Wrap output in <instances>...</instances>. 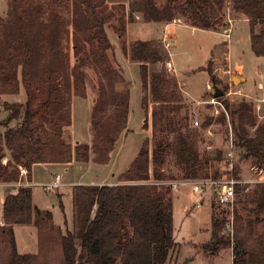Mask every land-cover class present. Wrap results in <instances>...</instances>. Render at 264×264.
<instances>
[{"label":"trees","instance_id":"16d2710c","mask_svg":"<svg viewBox=\"0 0 264 264\" xmlns=\"http://www.w3.org/2000/svg\"><path fill=\"white\" fill-rule=\"evenodd\" d=\"M17 1L11 6L16 14L14 18L0 14V96L18 88L21 72L26 84L32 74L41 81L38 85L40 102L35 107L34 98L29 95L25 104L4 101L0 105L7 112L0 120V125L5 127V130L0 128V183L12 184L7 189L3 214V228L11 240L9 264H29L35 255L19 253L14 226L36 224L42 213L50 218L52 213L36 205L33 186L15 185L19 181V166L29 169L31 180L36 164L86 163L94 149L103 152L105 157L101 160L106 162L128 125L130 83L106 57L92 111L93 143L72 144L64 136L65 127L72 124V104L57 83L58 72L66 67L61 49V22L54 18L50 23H35L28 12L19 13ZM230 1L233 13L244 14L249 19L254 54L264 56V0ZM105 2H116L131 20H135L136 14L146 22H171L180 16L189 24L206 30H218L220 17L226 15L228 9L227 0H74L73 20L78 29L74 33L75 61L83 45L79 30L91 21L90 15L94 16L91 36L100 44L102 55L105 57L106 51L112 48L104 28L105 20L98 15ZM119 21L121 36L126 27L122 19ZM125 54L139 64L146 115L150 113L146 94L152 95L153 136L145 139L129 169L119 176V183L74 188L75 229L67 230L61 240L65 264H166L178 247L174 237L173 203L168 197L171 186L149 182L173 179L161 169L170 152L185 180L217 179L222 175L221 170L213 168V162L221 159V153L201 156L199 151L213 118H207L201 130L191 128L188 116L181 114L187 101L177 78L165 67L150 71L151 65L163 63L167 58L161 41L136 40L125 48ZM205 69L213 86H218L212 63ZM77 77L81 78L79 73ZM119 82L124 90L114 88ZM224 88L227 93L229 87ZM224 105L230 113L234 145L243 149L245 157L264 166V123L257 121L253 100L243 97L237 103L226 100ZM224 120L226 116L222 113L219 121L225 124ZM13 121L18 123L10 125ZM151 141L154 145L150 147ZM7 150L10 159L4 164ZM226 173L231 174L228 170ZM247 187L236 185L232 240L221 235L226 217L221 220L213 215L214 230L206 247L215 253L218 244L230 246L233 243V264H264V237L256 236L257 226L264 224V182L257 183L251 190ZM237 204L242 205V211Z\"/></svg>","mask_w":264,"mask_h":264},{"label":"rangeland","instance_id":"374dc122","mask_svg":"<svg viewBox=\"0 0 264 264\" xmlns=\"http://www.w3.org/2000/svg\"><path fill=\"white\" fill-rule=\"evenodd\" d=\"M13 2L14 0H0V14L4 18H14L16 15L11 8ZM73 2L74 0H18L16 4L20 10L19 13L24 15L25 12H28L35 23H50L54 18L61 22V49L66 67L64 71L58 72L57 83L66 92L72 104V124L66 126L64 130L65 138L72 144L77 142L93 143L92 111L98 97L100 77L102 68L106 64L104 62L106 57V61L121 70L126 80L130 83L128 125L118 138L115 148L109 153L107 161L102 163L101 159L105 157L103 152L94 149L91 150V162L74 161L61 166L63 173V170L68 167L67 165H74L72 170L67 172L66 175L68 177L66 175L65 177L69 178V180L77 181L74 184L76 187L77 185H85L83 184L85 181H117L119 176L129 169L134 159L138 156L145 139L153 136L151 110L154 101L151 93L148 92L146 94L148 98L147 107L150 113L146 115L142 102L145 92L143 90L140 67L138 62L133 61L125 54V48H129L136 40H151L154 38V40H160L163 35L162 24L146 22L142 18L136 19V17L135 20H131L127 13L120 10L116 2H105L99 8L98 15L105 20L104 28L112 43V48L106 51L105 57L102 55L100 44L91 36L94 31L92 28L94 16L90 15L91 21H87L88 24L82 25L79 30V34L83 36V45L79 59L75 61L74 33L78 32V29L75 27L73 20ZM230 18H234L232 20L235 27L231 39L210 32L198 31L196 34H191L190 29L182 33L180 35L182 36L181 45L186 47L189 53H180L179 56H175V62L177 63L175 65L176 72L172 71L170 74L177 76L178 80L183 84V88L189 94V97L185 98L187 107L181 111V114L188 116L190 127L201 130L207 118H213L212 123L204 133L205 137L199 144L200 155L211 153L216 156L220 152L221 159L217 158L213 162V168L221 170L222 173L221 177L217 179L225 180L232 174L233 178L239 181L237 184L242 187L248 186L247 188L251 190L257 183L264 182V166L259 165L253 158L245 157L243 149L234 145V142L231 146V139L233 140L234 137V135H231L233 127L230 113L224 105L226 100L230 103H237L243 97H248V95L233 93L228 97L220 98L224 105L223 108L218 103L207 102L213 99V84H211L212 92H208L205 99L197 103V100L202 96L203 90L206 89L207 82H209L208 70L200 67L207 65L214 54L217 57H222L226 51L225 45L231 40H235V36L239 35L240 41L229 49L228 59L230 63L228 66L236 69L231 72L232 75L238 72L237 69L239 67L243 68L246 74V81H237L234 84L230 80L229 67L223 65V67L218 69L220 75H224L223 78L215 74L218 78V86L225 91L224 87L228 86L230 88L229 84L232 81L237 88L242 89L243 93L254 97L249 98L254 102L257 121L264 123V108L260 110L257 106V99L264 96V56L254 54L251 43L248 40L250 25L247 20L241 19L244 18L241 14L233 13L227 9L226 15L224 14L220 17L218 29H222V22L224 21L229 24L228 28H230ZM119 19H122L126 27L125 33L121 36H119V29L121 28ZM259 29L260 27L257 28L258 31ZM225 30L223 29L226 33ZM189 54H191V57ZM168 59L170 58L167 56L166 60ZM166 60L163 63L151 65L150 71L165 67ZM221 62H223V59ZM78 73L81 78L77 77ZM40 82L32 74V78L28 77V84H26L23 81L21 72H19L18 88H12L10 91L2 93L0 105L4 101L25 104L29 95H32L34 105L38 107L40 102L38 85ZM260 83L263 85L262 88L259 86ZM114 88L116 90H124V85L119 82L114 85ZM222 113L226 116L225 124L219 121ZM6 114L7 112L0 108V120ZM17 123L18 121H13L10 125ZM0 128L5 130L4 126L0 125ZM209 129L212 130L213 134L208 133ZM151 142L150 147L154 145L153 141ZM230 152L232 156H230ZM230 161L234 165L233 170L230 169ZM161 169L168 177L172 176L173 179L168 178L164 181H151L149 183L156 182L165 187L171 186L168 197L173 203L174 237L178 243L177 249L172 252L166 264H233L235 260L233 243L230 246L218 244L217 252L215 253L206 247L214 230L212 216L216 215L221 220L226 217L228 221V216L230 215L225 207L217 206L215 190L208 189L204 192H195L192 185L173 187L175 182L185 179H183L182 172L176 165L171 152L167 155L166 162ZM227 170L231 174H227ZM55 178V175L52 177L50 172L38 168L36 169V183H34L35 186L33 187L35 203H39L37 201L39 198L40 204L46 208L44 210H49L52 213V218L48 217L46 213H42L36 222L37 225L32 223L14 226L19 253L35 255V259L29 264H65L61 240L67 230L75 229L73 195L75 187L72 188V193L67 191L68 187L57 188L62 194L56 193V189L50 190L44 187L46 183L53 182ZM64 179V177L60 176V182L64 181ZM29 180V177L23 178V182L27 184L31 183ZM8 188V185L5 187L0 185V264H9L11 254L9 234L1 226L4 214V201ZM237 208L240 211L243 210L240 204H237ZM227 221L221 235H224L225 239L229 237L231 239ZM256 236L264 237V224L257 226Z\"/></svg>","mask_w":264,"mask_h":264},{"label":"crops","instance_id":"0c3cea01","mask_svg":"<svg viewBox=\"0 0 264 264\" xmlns=\"http://www.w3.org/2000/svg\"><path fill=\"white\" fill-rule=\"evenodd\" d=\"M227 2H228V9L230 11L232 3H231L230 0H227ZM241 15L244 16V18H241V19L247 20L249 22V19L244 14H241ZM135 17H136V19H141V15H139V14H136ZM232 19H234V18H232ZM155 23L162 24V35L163 36H161V39L160 40L158 39V40L161 41V43L164 45V48L166 49V52H167V56L173 61L174 65L177 64L175 62V56H179L180 53H189L187 48L181 45L182 44V36H180V35H182V33H184L186 30L190 29L191 30V34H196L198 31L216 33L217 35L226 36V38H228V39H231L233 37V33H234V30H235L233 20H232V24H231V27H230L231 28V32H230L229 36H227V34L223 31V29H225L226 27H229V24H227L226 22H225V24H223L221 30H219V29L218 30H213V29L206 30V29L198 28L196 26H193V25L189 24L185 20V18L180 17V16L175 18L171 22H155ZM235 38H236L235 40H231L229 43H227L225 45L226 51L224 52L222 57H217L216 54H214L212 59L207 63V65L202 66L200 68L207 67L208 64L211 62L212 63V67H214V69H215L214 74H218V76L220 78H223L224 75H220V73L218 72V69L220 67H223V65H226V66L229 65V63H230V61L228 59V57H229V49L235 43L237 44L240 41L239 35L238 36L236 35ZM154 39H151V40H154ZM248 40L251 43V32H250V34L248 36ZM179 43H180V45H179ZM215 49H217V47H215ZM189 56L191 57V54H189ZM226 56H227V58H226ZM222 59H223V62H221ZM229 70H230V74H231V72L233 70H236V69H233L232 67H229ZM237 70H238V72H235L233 75L231 74L230 80H232L234 75H236V73H238L237 75H240V76L244 77L243 81H246V74L243 71V68L239 67V69H237ZM175 72H176V69H175ZM176 78H177V76H176ZM177 80H178V78H177ZM232 81L229 84L230 85L229 89H231L232 92H236L235 94L248 95V97L254 98V97L249 96V94L243 93L242 89L237 88V86L234 85L235 83L233 82L234 83L233 84ZM178 82H179V85H180V88H181V91H182V94H183L184 98H188L189 97V94H187L188 92L183 88V84H181V82L179 80H178ZM211 84L212 83H211L210 76H209V82H207L206 89L203 90L202 96H200V98L197 100V103L203 101L205 99V96H206V94L208 92H212V85ZM259 86H260V88H262L263 87L262 83H260ZM230 95H225V97H228ZM212 97H214V94L212 95ZM257 101H258L257 102L258 108L260 110L261 109L263 110V108H264V96H262L261 98L257 99ZM90 157H91L90 158V162H91L92 161V155ZM4 159L5 160H9L10 159L8 150L6 152V156L4 157ZM63 164L65 165V163H48V164H36V165H34L33 169H32V172H31V177H32L31 179L32 180H29L31 182L30 185L33 186V187L35 186L34 183H36V181H35L36 169L40 168V169H43L44 171L50 172L52 174V177L54 175H55V177L57 175H60L62 178L64 177L65 179H64V181L61 182L62 184H61L60 188L62 186L68 187L67 191H69V193L70 192L72 193V188L75 187L74 184H76L77 181L69 180V178L67 179L66 177H68V176L66 174H67V172L69 170H72V166H74V165L73 164L67 165L68 167H66V170H63V173H62L61 166H64ZM65 175H66V177H65ZM117 183H119V178H118L117 181H113V180H110V181L106 180V181H99V182L85 181V183H83V184H85V185H91V184H94V185L110 184V185H112V184H117ZM0 185H3L5 187L6 185L9 186V185H12V184L0 183ZM59 189H56L55 192L62 194ZM34 200H35V191H34ZM37 201L39 202V203L36 202L37 206L41 210L46 209V208H44L42 206V204H40L39 198L37 199ZM3 224H4V221H3V217H2L1 226H3Z\"/></svg>","mask_w":264,"mask_h":264},{"label":"built area","instance_id":"2783aa9c","mask_svg":"<svg viewBox=\"0 0 264 264\" xmlns=\"http://www.w3.org/2000/svg\"><path fill=\"white\" fill-rule=\"evenodd\" d=\"M229 22L232 24V19H229ZM227 36L230 35L231 28H225ZM228 30V31H227ZM230 31V32H229ZM165 67L168 70V72L175 71V65L171 59L167 60L165 63ZM230 72V71H229ZM236 92H232L231 89L225 93V95H230ZM207 102H214L218 103L221 107L224 108L223 103L220 100V97H213L212 101ZM218 112V110H216ZM232 129V128H231ZM209 134H213L212 131L208 130ZM233 136V133L231 134ZM233 140L231 139V146L233 145ZM230 156H232V153L230 152ZM8 160L3 159V163L6 164ZM230 169L233 170V163L230 161ZM29 176V169L26 166H19V181L15 184L17 186L19 185H30L23 182V178H28ZM238 180H235L231 175H229L228 179L225 180H219V179H203V180H179L178 182H175L173 184V187H178L179 185H192L193 190L195 192H204L208 189H214L215 190V202L217 206L225 207L230 213L228 216L227 226L230 230L231 236H233L234 233V208L237 203V191H236V184L238 183ZM61 185L60 182V175L56 176V179L53 182L46 183L44 187H47L50 190H55L59 188Z\"/></svg>","mask_w":264,"mask_h":264},{"label":"water","instance_id":"95a60500","mask_svg":"<svg viewBox=\"0 0 264 264\" xmlns=\"http://www.w3.org/2000/svg\"><path fill=\"white\" fill-rule=\"evenodd\" d=\"M232 80L234 83H236L237 81H243L244 77L240 75H234ZM213 94L214 97H223L225 96V91L220 86H213Z\"/></svg>","mask_w":264,"mask_h":264}]
</instances>
